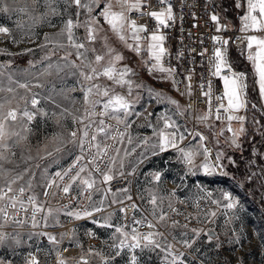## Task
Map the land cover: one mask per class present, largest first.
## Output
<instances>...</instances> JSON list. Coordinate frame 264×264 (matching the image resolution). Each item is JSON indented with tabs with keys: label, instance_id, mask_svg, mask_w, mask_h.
<instances>
[{
	"label": "rangeland",
	"instance_id": "1",
	"mask_svg": "<svg viewBox=\"0 0 264 264\" xmlns=\"http://www.w3.org/2000/svg\"><path fill=\"white\" fill-rule=\"evenodd\" d=\"M89 2L90 0H82V3ZM109 3L112 5L113 12L122 11L118 0H97V3L92 5L91 13V19L94 20L91 25L94 39L88 40L83 23L90 19L89 13L84 8H77L75 5L69 4L67 0H0V27L9 29L7 34L0 33V104L3 105V108H0V122L5 125V137L0 141V188L6 192L7 184L10 181H15L12 184L13 194H17V190L23 186L26 188L24 195H35L44 203L43 211L36 213V226H33L31 219V206L27 204L25 205L27 211L23 216L17 209L11 207H9L7 222L0 216V236L3 237L0 239V264H28L30 260L27 258L28 253H32V257H35L38 264H58V258H63L66 264H106V262L107 264H130L133 254L137 258V264H165L167 253L162 250L124 249L117 254V249L112 246L115 235L114 228L101 226L98 229L94 228L92 231L96 236L90 237L87 228L72 226L70 221L65 220L62 216L58 221H53L59 225L54 236L56 242H46L42 237L45 232L40 230L47 204L71 202L68 195H64L59 189L56 190L55 185L49 189L47 197L44 195L47 182L51 180L50 170L45 163L48 159L45 152L53 148V143H55L47 135L49 126L42 122L45 114L44 109L51 103L60 101L59 90L51 92V86L57 85L59 88L62 81L66 82L68 76L81 80L82 85L88 83L84 82L79 75L80 71H89L85 67L86 64L91 63L92 67L102 72L103 68L109 65V61H112L116 69L113 76L116 78L125 67L131 70L125 76V79L133 82L131 94L129 95L126 85L121 87L115 83V80H110L106 76H98L91 83L100 85L102 89H109L110 95L120 94L130 102L134 101L132 108L134 106L140 108L137 109L138 113H135V116L149 117L150 119L156 116L157 109H162V102L167 99L164 98L162 102L158 101L157 87L167 83L171 86L168 80L160 83L158 79L152 78L150 76L152 71L150 74L144 75L140 70L144 77L141 80L135 78L136 74L134 73L142 68L145 55L141 56L134 51L135 47L128 48L119 45L118 37L125 33L126 28L121 31L114 30L100 15V12L107 8ZM129 3H136V0H129ZM5 8L7 11L4 10ZM52 9H55V14ZM124 11L127 15L128 11ZM78 13L79 15H77ZM213 15L218 17L217 22L221 20L219 9H215ZM70 18L74 24L77 21L80 23V26L74 27L73 34L77 38L76 42H83L85 48L88 49L85 52L86 59L77 57L75 49L69 46L65 23ZM62 32L63 34H61ZM81 51L85 50L81 49ZM66 55L68 56L67 60L63 59ZM96 55L103 57L99 63L95 62ZM116 55H120L122 59L115 61ZM69 61L75 62L79 67H72ZM50 64L59 65L61 70L51 68L45 72ZM65 64L68 66L64 67ZM235 65L240 67L241 63L236 61ZM149 82L154 86V90L153 86H149V88L145 86V83ZM20 85L28 87L24 88ZM248 87L250 88V80ZM248 93L245 97L246 100ZM170 94L177 100L172 87ZM33 98L38 100L35 106L31 104ZM81 102L85 103L84 97ZM25 109L33 114L30 121L22 116ZM11 110L17 112V119L15 121L3 120L7 112ZM254 110L245 108L246 113L242 114L251 124L254 135L259 136L263 131L264 121L261 117L262 113ZM184 113L186 116V109ZM96 114L94 119L97 123L100 119H103L106 124L112 120L109 115L101 117L97 112ZM202 115L204 114L198 113L196 116L198 118ZM191 116L193 117V114ZM125 117L127 116L120 114V118ZM256 119L258 121H255ZM114 120L112 121L118 122L117 119ZM85 123H87L86 120ZM116 123L111 125L114 128L115 139L112 138L106 144L110 150L108 160L111 158L113 145L124 128ZM81 128L82 125L78 121L73 124L74 131H77V140ZM209 128L207 122H204L196 126L199 133L191 130L195 135L194 148L200 144L199 137L206 136L215 153L223 154L221 163L224 169L207 175L205 183L200 186L195 188L188 186L184 191V194L188 196L184 198L190 200L208 199L209 207L204 212L196 214L193 222H189L184 220L185 217L181 218L180 215L174 216L173 214L174 206L179 199L168 206L166 220L152 219L156 224V231L166 237V242L173 246L174 255L182 254L183 264H264V166H258L252 155L256 154L261 141L253 140L255 144L251 143L253 144L251 150L243 157V163L241 162L242 165L238 170H232L233 166L228 165L226 171L227 150L221 144H219L220 151L218 150L211 138L207 136ZM244 132L246 133V131ZM242 136L241 140L244 139L245 134ZM251 138H248V142L252 140ZM216 142L218 143V141ZM71 143L73 147L71 161H75L76 150L79 151L77 156L81 154L80 147L78 143L73 141ZM119 153L116 157L117 160L123 158V168L117 164L114 167L116 175L124 173L133 159L124 157L122 152ZM88 158V156L85 157L86 160ZM108 160L104 162V165L100 164L104 171H106ZM202 160V155L197 156L195 163L199 164ZM18 176L21 178L16 179ZM29 182H31V190L27 191ZM111 185L116 187L120 185L116 188L117 194L125 193L122 187L123 181L114 182ZM245 186L251 197L245 193ZM209 192L212 193L210 199L207 196ZM222 192L231 193L238 201L236 209H225L222 204L217 205L211 202V200H219ZM52 193L56 194L53 196ZM200 193L205 196H200ZM121 198L122 196L120 200ZM258 200L260 203L262 202L261 207L256 204ZM73 202L75 207L80 210L82 208L77 204L84 203L83 208L88 204V200L82 197ZM6 204V200L0 201V207H4ZM18 206L19 204L16 208ZM211 212H215L216 215H209ZM16 221H23V223H16ZM120 224L121 221L116 222V225ZM174 224L175 226H173ZM28 228L31 230L30 233L27 231ZM193 229L198 230L199 235H196L192 231ZM210 235L211 239H209ZM184 240H187L191 247H186L183 243ZM72 241H78L79 252L77 254H62L60 246ZM29 248H33L34 251H28ZM170 259L171 257H169Z\"/></svg>",
	"mask_w": 264,
	"mask_h": 264
},
{
	"label": "snow or ice",
	"instance_id": "2",
	"mask_svg": "<svg viewBox=\"0 0 264 264\" xmlns=\"http://www.w3.org/2000/svg\"><path fill=\"white\" fill-rule=\"evenodd\" d=\"M69 4L75 5L77 8H84L89 13L90 19L83 23V26L86 28L87 31V39L92 40L94 39L93 29L91 25L94 23V20L91 19L92 13V5L97 3V0H90L89 3H82V0H67ZM168 2V8L162 11H152L147 13L150 17L155 18L159 27H167L169 26V21L174 19L173 10L170 3V0H165ZM122 11L121 12H113L112 5L109 3L107 8H105L100 15L104 17L105 20L112 26L114 30L121 31L125 28V25H128L131 37L134 41H136V46L134 51L139 53L141 51L139 42L141 41L142 37L139 35L140 33H145L147 31L145 25H138L135 21H132L128 24L126 20L125 11H131L133 9H139L142 6L140 0H136V3H129V0H118ZM50 6V5H49ZM236 7L243 8L244 15L240 17L242 21L241 31L247 32L249 29L257 30V31H264V0H240L236 4ZM7 11V8L4 9ZM53 14H55V9H52ZM144 15V13H141ZM79 15V13L77 14ZM213 21H218V17L213 15L211 17ZM80 26L79 21L76 24L73 23V20L70 18L65 23V28L67 32V39L69 41V46L75 49L77 57H85V52L88 49L85 48V44L83 42H76L77 38L73 34L74 27ZM219 31V29H217ZM9 29L7 27H0V33L7 34ZM63 34V32L61 33ZM121 39H124L121 36ZM147 41V51L149 53L151 61H154L151 65L149 71H159L161 73H169L175 71L172 68H166L163 66V58L167 52V49L164 47L163 42L166 37L163 34H160L158 31L153 30L150 35L144 38ZM247 49H248V56L247 59L252 63L253 66V76H254V85L258 90V94L261 100H264V37H260L257 35H248L246 38ZM213 40L220 41V37H213ZM222 44L226 45L229 43L228 40L221 41ZM255 45V49L253 50V46ZM130 48L133 45H128ZM63 47V45H61ZM81 49L85 51L82 52ZM70 55V54H69ZM63 59L67 60L68 56L66 55ZM86 59V57H85ZM103 59L102 56L96 55L95 62L99 63ZM122 57L120 55H116L114 57L115 61L121 60ZM72 67L78 68L79 66L75 64L73 61H69ZM211 69L210 73L214 77H219L223 81L224 93L223 96L227 98V107L223 103L219 104V108L216 109L218 113L220 109H224L225 112H233L238 111L241 108L246 107L247 100L241 95L242 91L247 88V84L244 83L246 79L245 73H237L231 69V65L228 63L224 52H222L221 48L217 47L214 50L213 57L210 58ZM68 64H65L64 67H67ZM88 68V72L80 71L79 75L82 77L85 83L82 91L84 95V102L88 105V109H86L85 116L82 118L74 117V120H78V122L82 125V128L79 129L80 136L77 140V131H72L70 136L74 143H78L80 147L81 154L76 157L75 161L73 162L70 167L65 170L63 173L56 172L55 176L52 180L47 182V186L44 191V195L47 197L49 195V189L55 185L57 189L63 192L64 195H69L73 188H77L79 190V194L82 198L88 200L90 203L87 207L83 210H76V211H69L66 214L69 217H73L75 219H80L82 217H91L94 212L102 211V208L96 207L91 203L92 200V193L104 191L105 196L109 192H111L110 187L101 189L98 187V184L108 185L113 180V169L114 167L119 164L120 168H123V158L117 160V157H111L108 160L109 167L106 171L102 170L100 164L104 162V158L107 156L108 146L102 145L100 140L98 139L101 135L107 137L109 128L104 124V120L100 119L99 122L94 119L97 115L95 112V108L97 104L101 103V97L106 98L103 100L102 103V111L99 113V116L104 117L108 115L115 116L119 123H125L123 120L120 119V114L124 116H129L132 114L131 108L134 103L130 102L124 95L115 94L110 95L109 89H102V87L98 84L91 83L94 81L98 76H106L110 80H115V83L124 87L125 85L128 87V93L131 94L132 84L131 80L125 79V76L131 71L127 67L122 69L119 73V77L116 78L113 76V73L116 71L115 67L113 66V62L109 61V65L103 68V71H98L95 67H92L91 63L85 65ZM51 68H56V70H61L59 65H49L48 69H45V72L49 71ZM227 69L230 72V75H222V73ZM186 79L190 80L191 77H186ZM20 87L27 88V85H20ZM139 87V86H138ZM190 85H189V94H190ZM207 87L208 91L203 92L202 95L207 97L209 100V106L211 101V82L209 81L208 85H201V88ZM11 91V89H9ZM156 97L158 101H163L164 97L162 93H156ZM168 102L172 105H176L179 107L178 102L171 98H167ZM218 100H222L223 97H217ZM38 100L33 98L31 100V104L33 106L37 105ZM255 107V106H254ZM0 108H3V105L0 104ZM211 111L205 113L204 115L198 117L201 121H206L211 115ZM22 116L26 117L29 121L33 118V114L25 109L22 112ZM11 119L15 121L17 119V112L15 110H11L7 112V114L3 117V120L7 121ZM216 119H219V116H216ZM229 121L228 131L233 132L232 144L236 143V132L231 128V121L232 120H239L243 121L244 117L242 116H233L228 115L227 117ZM85 120L87 123H85ZM159 120L163 123V128L159 131H156L157 136V144L155 147H158L161 152L167 151L169 148L175 149L178 153V159L185 165L187 171L189 173H193L194 171H202L207 175H212L217 172L218 169L223 168V164L221 163L222 160V153H217L215 161L210 159V152L209 150L204 147L203 140L205 139L203 136H200V144L196 148H184L180 147V142L184 141L187 137L184 132L180 130V126L171 119L166 113L162 114L159 117ZM125 127H128L125 124ZM91 130V134H90ZM223 131V130H222ZM240 132H243V128L240 129ZM125 133H120L121 138H123ZM191 135V133H189ZM198 135V134H197ZM5 137V125L3 122H0V141L3 140ZM115 139V137H113ZM129 143H131V139L129 138ZM59 151V148L56 149ZM119 153V149L116 150ZM51 155V153H49ZM127 155V153H125ZM203 156V160L201 163L196 164L195 160L197 156ZM88 156L89 158L86 160L85 157ZM75 173L74 175L72 173ZM123 175V173H120ZM68 177V183H63L65 178ZM21 177H17L16 179H20ZM152 178L156 181H159L161 178L160 173H154ZM15 181H10L7 184V191L5 192L3 188H0V201H7V204L4 207H0V216H2L5 221L9 219V214L7 211L8 207L12 209H16L17 204L20 205L19 210L27 211L25 205H30L32 209V222L33 226H36V213L42 212L43 208L37 200L35 195H28L27 201L23 199V195L26 192V188L21 186L17 190V194H13V187ZM31 190V182H29L27 191ZM125 192L127 190H124ZM56 193H52L54 196ZM113 203H122L115 198V193L112 194ZM208 198L210 199L212 193H207ZM130 199V197H127ZM157 197L153 195L150 199V203L153 206L152 214L155 216L157 214ZM212 203L217 205H223L225 209H236L238 207V201L232 196L229 192H222L220 194L219 200H211ZM104 201L101 200L100 204L103 205ZM92 210L89 211L88 208ZM131 207L136 208V205L133 204ZM51 209L48 210V214L51 215ZM122 213H126L125 208H120ZM211 216H215V212L209 213ZM167 216L163 211L159 214V219L161 221L166 220ZM46 219V217H45ZM111 216H107L103 218V223L99 226L101 227H109L114 228V243L113 247L117 249V254L124 249H141V250H162L167 253L165 256V264H183L182 254L174 255L172 252V245L166 242V237L157 231H153L152 229L155 228L150 221H148L149 231L147 233H141L138 231L136 227H131L126 224L121 225H113L110 223ZM147 220V217H144L142 220H135L133 219V225H140ZM96 222V221H94ZM16 223H23V221H16ZM175 226V224L173 225ZM196 235H199V231L196 229L192 230ZM3 237L0 236V239ZM211 235L209 239H211ZM49 239L53 242H56V238L54 236L49 235ZM186 247H191V244L187 241H183ZM169 257L171 259L169 260ZM28 264H38V261L35 257H31L28 261ZM58 264H66L63 258H58ZM107 264V262H106ZM130 264H137V258L133 254L130 258Z\"/></svg>",
	"mask_w": 264,
	"mask_h": 264
},
{
	"label": "crops",
	"instance_id": "3",
	"mask_svg": "<svg viewBox=\"0 0 264 264\" xmlns=\"http://www.w3.org/2000/svg\"><path fill=\"white\" fill-rule=\"evenodd\" d=\"M240 2V0H215L217 6H219V10L221 12V20L218 23V27L220 31L226 32L225 35L218 36L221 38L219 43H222L223 40H228L231 44L232 36L228 34L233 30H239L242 27V21L240 17L244 15L243 8H237L236 4ZM126 16V13H125ZM125 30L121 36L124 39H121L119 35V39L117 40L120 46L128 47L131 44L133 47L136 46V41H134L131 37V32L128 25H125ZM248 35H257L260 37H264V31H257L253 29L248 30ZM140 48H147V42H139ZM255 49V45L253 46V50ZM247 52V43L245 42L239 50L231 49V59L236 64V61L241 63V66L238 68L245 69L249 74L250 85L252 86L253 90L255 91L257 98L256 102H252L250 105H246V107L239 109L238 111L230 112L229 115L233 116H242L244 117L243 121L239 120H232L231 121V128L236 132V143L232 144L231 140L233 138V132L228 131L229 121L226 122H207V125L210 127L209 131H207V136L211 138L214 142V145L220 151L221 146H224L226 151V155L228 157L226 167L231 165L233 167H241V162L243 157L245 156V146L248 142V138H251L252 142L256 135H254L253 128L251 124L248 123L246 116L242 113L245 112L246 109H255L254 111L261 112L262 120L264 121V100H261L258 90L254 85V76H253V66L252 63L247 59L244 53ZM142 56V55H141ZM150 59L149 53L147 56ZM142 58V57H141ZM151 60V59H150ZM154 61H151L153 63ZM236 66V65H235ZM237 67V66H236ZM139 70H136L134 74L137 80H141L144 75ZM150 76L152 78L158 79L160 83L165 82L166 80L170 81L168 73H161L159 71H152ZM84 84H81V80L75 79L73 76H68L66 82L62 81L59 88L57 85L51 86V92L57 91L60 93V101L58 103H51L49 106H46L44 109V116H43V124L49 126V138L55 143H53V148L45 152V156L48 158L46 160V166L50 170L51 180L55 176L56 172L63 173L67 170L71 165V159L73 156V147H72V138L70 133L74 131L73 124L76 123L78 120H74V117L82 118L85 116L86 109L88 106L85 103H82L83 95V88ZM145 86L149 88V86H153L150 82L145 83ZM171 86L169 84H164L163 86L157 87V91L163 94L164 98H171L175 100L169 95L171 91ZM154 90V86L152 88ZM148 90V89H147ZM246 97V96H245ZM103 99H101V103H103ZM178 102L179 107L176 105H172L166 99L162 102V109H157L156 116L153 119L149 117H138L135 116V113H138L137 107L132 108V113L125 118H120L125 123L118 124L124 126L121 133H125L124 137L121 138L120 134L116 143L113 145L111 157H116L120 153H117V149L119 152H122L124 157H131L133 158L130 161L129 167L125 170L123 175H116L114 174L115 170L113 169V180L108 185L98 184L97 186L101 189L109 188L111 192L105 196L104 191L93 192L92 193V200L91 203L96 206L102 208L100 212H94L91 217H82L80 219H75L73 217H69L66 213L69 211H76L80 210L76 208L74 205V200L81 199L79 194V190L77 188H73L70 192L69 199L71 202L67 204L61 203H51L47 204L45 209V214L42 220V227L41 231L45 232L42 237H44L45 241L51 242L49 239V235L55 236L56 230L59 229V225L53 221H58L62 216L65 220H69L72 226L83 227L87 228L90 232V237L96 236L94 234V228H99L100 224L103 223V218L107 216H111L110 223L116 225V222H120L122 212L120 208L124 207L127 203L134 202L136 205L135 214L141 216L142 218L147 217L153 220H160L159 214L161 211L166 214V210L170 204L173 202L188 197L184 194V191L188 186L195 188L196 186H200V184L205 183V178L207 174L202 171H194L193 173H189L185 167V165L178 159V153L175 149L169 148L167 151L161 152L158 147H155L157 144V136L156 131H159L163 128L162 121L159 120V117L162 114H167L174 120L179 126L180 130L185 133L186 139L180 142V147L183 146L184 148H194L195 146V135L191 132L193 128V117L190 115V112H187L186 116H184L185 107L183 104ZM255 106V107H254ZM246 113V112H245ZM109 117L115 121V116L109 115ZM110 121L109 124H104L110 129L108 132L107 137L101 135L98 139L102 143V145H106L110 142V140L114 137L115 132L114 128L111 126L112 124L116 123ZM117 121V120H116ZM255 121H258L257 119ZM116 123V124H117ZM125 124L128 127H125ZM243 128V132H240V129ZM246 129V130H245ZM204 130V129H203ZM223 130V131H222ZM246 131V133L244 132ZM191 133V135H189ZM244 139L241 140L242 135H244ZM46 135V136H47ZM129 138L131 139V143H129ZM260 145L257 147L256 154H252L254 156V162L258 165L264 166V126L262 133L258 136V141ZM218 141V143L216 142ZM250 141V142H251ZM241 142V146L239 147V143ZM221 144V146H219ZM255 144V143H253ZM252 144V145H253ZM251 145V147H252ZM255 146V145H254ZM250 147V150H251ZM59 148V151L56 149ZM51 153V155H49ZM127 153V155H125ZM259 156L262 160L261 163L257 162L255 157ZM230 159V160H229ZM243 163V162H242ZM109 167V163L106 166V170ZM224 167L222 168V170ZM227 171V169H226ZM154 173H160L161 178L159 181H156L152 178ZM75 174L74 172L72 173ZM123 181V188L127 190L123 195H119L116 192V188L119 186H113L111 183ZM63 183H68V177L65 178ZM56 190L57 187L55 186ZM247 187L245 186V190ZM115 193V198L122 203H113L112 194ZM247 195L250 196L249 191H245ZM198 194V193H196ZM155 195L157 199V214L154 216L152 214L153 206L150 203L151 197ZM122 196L121 200L120 197ZM199 196V195H198ZM200 196H205L204 194L200 193ZM127 197H130L128 199ZM251 197V196H250ZM252 199V198H251ZM38 202L42 206L43 200L37 197ZM103 200V205L100 204V201ZM208 200V199H207ZM255 201V200H254ZM89 201L87 206L89 205ZM209 204V201H208ZM256 204L261 207L262 202L260 200L256 202ZM86 206V207H87ZM51 209V215L48 214V210ZM84 208H82L83 210ZM89 211L92 209L89 207ZM46 217V219H45ZM119 220V221H116ZM96 221V222H94ZM93 228V229H92ZM109 228V227H108ZM90 229V230H89ZM30 233V228H28ZM29 235V234H28ZM29 238V237H28ZM53 242V241H52ZM78 243V241H72L67 244ZM62 244L60 247H62ZM28 251H34L33 248H29Z\"/></svg>",
	"mask_w": 264,
	"mask_h": 264
},
{
	"label": "built area",
	"instance_id": "4",
	"mask_svg": "<svg viewBox=\"0 0 264 264\" xmlns=\"http://www.w3.org/2000/svg\"><path fill=\"white\" fill-rule=\"evenodd\" d=\"M174 19L169 21V26L159 27L155 18L150 17L147 13L152 11H162L168 8V2L165 0H140L141 5H146L140 7L138 10L133 9L127 12L126 20L128 24L132 21H135L138 25H145L147 31L145 33H140L142 37L141 42H147L144 38L153 30L158 31L160 34H163L166 39L163 42L164 47L167 49V52L163 58V66L166 68L175 69L171 74L168 73L169 78L172 83V90L176 98L184 105L187 111L193 114V131L199 133L196 129V126L199 123L204 122H226L228 121L227 117L230 114L225 112L224 109H220L219 112H216V109L219 108V104L223 103L227 107V98L223 96L224 87L223 81L219 77H214L210 73L211 64L210 58L214 55V50L219 47L222 52H224L225 57L228 63L231 65V69L237 73H245L246 79L244 83L247 84L249 81V74L243 68H238L234 65L231 59V49L239 50L241 46L246 42L248 36V31L243 32L241 29L233 30L228 32L232 36L231 44H222L216 40H213V37H218L225 35L226 32L218 31L217 21H213L211 17L215 10V0H170ZM141 13H144L142 15ZM139 54H143L144 61L142 62L141 72L144 75L150 74L151 71V60L147 57L148 51L147 48H141ZM247 57V52L244 53ZM178 70H187L188 79H180L178 77ZM222 75H230V72L225 69ZM209 81L211 82V101L209 106V100L207 97L203 96L202 93L208 91L207 87L201 88V85L207 86ZM189 85L190 94H189ZM247 93V88L242 91L241 95L245 98ZM217 97H223L222 100H218ZM95 111L99 114L102 111V105H96ZM211 111L206 121H201L197 118L198 113H208ZM219 116V119H216V116ZM203 136V145L206 148L210 149V159L215 161L216 153L213 148L210 146L209 140L206 136ZM104 159V162L109 158V152ZM79 151L76 150L74 156L77 157ZM74 160L71 161V165ZM103 162V165H104ZM101 169L102 166H100ZM220 169H218L219 171ZM122 184V183H121ZM23 199L27 201V196L23 195ZM134 202L127 203L123 208L126 209V213L121 215V224H126L131 227H136L139 232L147 233L150 229L148 227V221H150L155 228L152 229L156 231V224L151 218H147L144 223L140 225H133V219L142 220V217H139L135 214V208L131 207ZM78 207L83 208L84 203L80 202L77 204ZM30 206V205H28ZM209 207L208 200L205 198H199L196 200H190L187 198H181L173 209L174 216L185 217L184 220L193 222L194 217L198 213L204 212ZM19 214L25 213L20 209V205L16 208ZM10 208H7L9 211ZM21 216V217H22ZM120 224V225H121ZM62 254H77L79 252L80 246L78 243L65 244L61 247ZM32 253L27 254V258L30 259Z\"/></svg>",
	"mask_w": 264,
	"mask_h": 264
},
{
	"label": "trees",
	"instance_id": "5",
	"mask_svg": "<svg viewBox=\"0 0 264 264\" xmlns=\"http://www.w3.org/2000/svg\"><path fill=\"white\" fill-rule=\"evenodd\" d=\"M220 7L219 6H215V9H219ZM247 92H249L248 93V96H247V103H248V105H250L252 102H256V98H257V95H256V93H255V91L253 90V88H252V86L250 85V88L248 87L247 88ZM247 94V93H246ZM247 105V106H248ZM256 138V139H255ZM254 138V140H255V142H256V140H258V136L257 137H255ZM251 143H253V142H249L248 144H246V146H245V153H247V154H249V152H250V147H251ZM255 159H256V161L257 162H259V163H261L262 162V160H261V158L259 157V156H256L255 157ZM263 163V162H262ZM233 169H235V170H238V167L236 168V167H233L232 168V170Z\"/></svg>",
	"mask_w": 264,
	"mask_h": 264
},
{
	"label": "bare ground",
	"instance_id": "6",
	"mask_svg": "<svg viewBox=\"0 0 264 264\" xmlns=\"http://www.w3.org/2000/svg\"><path fill=\"white\" fill-rule=\"evenodd\" d=\"M178 77H180V79H186L187 70H178ZM207 149L210 151L209 148H207Z\"/></svg>",
	"mask_w": 264,
	"mask_h": 264
}]
</instances>
